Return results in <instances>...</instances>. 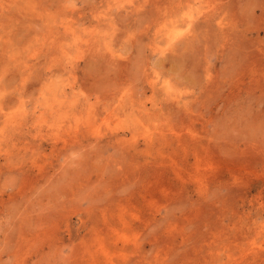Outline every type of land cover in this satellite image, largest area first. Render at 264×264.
Returning <instances> with one entry per match:
<instances>
[{
    "label": "rangeland",
    "instance_id": "374dc122",
    "mask_svg": "<svg viewBox=\"0 0 264 264\" xmlns=\"http://www.w3.org/2000/svg\"><path fill=\"white\" fill-rule=\"evenodd\" d=\"M0 264H264V0H0Z\"/></svg>",
    "mask_w": 264,
    "mask_h": 264
}]
</instances>
